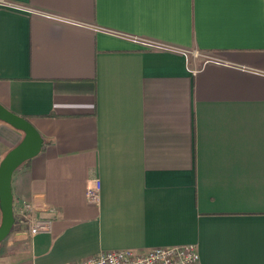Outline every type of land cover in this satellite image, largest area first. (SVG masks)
Wrapping results in <instances>:
<instances>
[{
    "label": "crops",
    "instance_id": "crops-1",
    "mask_svg": "<svg viewBox=\"0 0 264 264\" xmlns=\"http://www.w3.org/2000/svg\"><path fill=\"white\" fill-rule=\"evenodd\" d=\"M262 21L264 0H0V104L44 140L0 264L183 245L264 264ZM24 136L0 121V163ZM24 202L51 234L29 235Z\"/></svg>",
    "mask_w": 264,
    "mask_h": 264
},
{
    "label": "built area",
    "instance_id": "built-area-1",
    "mask_svg": "<svg viewBox=\"0 0 264 264\" xmlns=\"http://www.w3.org/2000/svg\"><path fill=\"white\" fill-rule=\"evenodd\" d=\"M150 50H174L173 47L149 40H136ZM187 56V52L183 51ZM102 183L98 177L90 180L86 197L89 203L99 205L101 202ZM21 220L28 227L31 236L51 234L54 222L38 216L31 203L24 202L19 209ZM69 264H201L200 254L195 245L156 248L145 253L131 250L109 251L91 256Z\"/></svg>",
    "mask_w": 264,
    "mask_h": 264
},
{
    "label": "water",
    "instance_id": "water-1",
    "mask_svg": "<svg viewBox=\"0 0 264 264\" xmlns=\"http://www.w3.org/2000/svg\"><path fill=\"white\" fill-rule=\"evenodd\" d=\"M0 121L24 133L23 141L12 149L0 163V248L9 237L15 224L12 179L14 173L26 162L37 157L44 146V140L28 119L15 114L0 104Z\"/></svg>",
    "mask_w": 264,
    "mask_h": 264
},
{
    "label": "snow or ice",
    "instance_id": "snow-or-ice-1",
    "mask_svg": "<svg viewBox=\"0 0 264 264\" xmlns=\"http://www.w3.org/2000/svg\"><path fill=\"white\" fill-rule=\"evenodd\" d=\"M234 2H237V3H247V2H250V0H234ZM262 26H264V21H262Z\"/></svg>",
    "mask_w": 264,
    "mask_h": 264
},
{
    "label": "trees",
    "instance_id": "trees-1",
    "mask_svg": "<svg viewBox=\"0 0 264 264\" xmlns=\"http://www.w3.org/2000/svg\"><path fill=\"white\" fill-rule=\"evenodd\" d=\"M29 163V161L28 162H26L23 166H26L27 164Z\"/></svg>",
    "mask_w": 264,
    "mask_h": 264
}]
</instances>
